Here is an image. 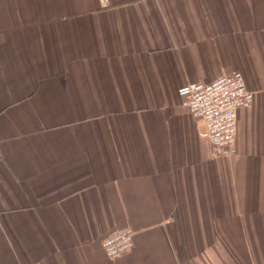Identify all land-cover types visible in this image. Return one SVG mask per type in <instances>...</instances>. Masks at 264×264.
Segmentation results:
<instances>
[{
	"label": "crops",
	"instance_id": "obj_1",
	"mask_svg": "<svg viewBox=\"0 0 264 264\" xmlns=\"http://www.w3.org/2000/svg\"><path fill=\"white\" fill-rule=\"evenodd\" d=\"M236 71L214 157L178 91ZM0 151V264H264V0H0Z\"/></svg>",
	"mask_w": 264,
	"mask_h": 264
},
{
	"label": "built area",
	"instance_id": "obj_2",
	"mask_svg": "<svg viewBox=\"0 0 264 264\" xmlns=\"http://www.w3.org/2000/svg\"><path fill=\"white\" fill-rule=\"evenodd\" d=\"M108 4L109 0H100ZM244 75L233 72L210 83H189L178 91L182 105L198 121L204 123L201 135L212 144L214 157L236 154L239 111L249 108L254 92L248 88ZM0 151V160L2 158ZM135 232L122 231L103 243L110 259H117L134 247Z\"/></svg>",
	"mask_w": 264,
	"mask_h": 264
}]
</instances>
